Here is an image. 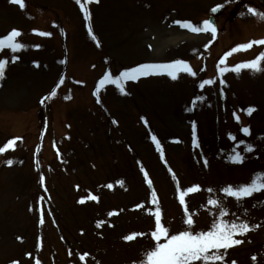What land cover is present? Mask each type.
<instances>
[{
  "label": "rangeland",
  "instance_id": "rangeland-1",
  "mask_svg": "<svg viewBox=\"0 0 264 264\" xmlns=\"http://www.w3.org/2000/svg\"><path fill=\"white\" fill-rule=\"evenodd\" d=\"M25 3L21 9L0 0V37L15 29L25 45L17 53L0 52V59L9 61L0 78V147L16 141L0 154V264H141L156 243L151 233L157 208L169 235L187 229L181 192L194 232L209 230L221 218L209 199L227 211L222 219L252 229L234 237L242 243L227 250L224 264H264V192L241 201L221 193L264 173V72L219 71L264 52V45H254L220 64L239 41L264 39V20L248 12L264 13L260 0H90L85 7L91 8V22L76 0ZM230 3L241 7L235 15L226 9L217 16L220 40L214 53L194 56L206 51L217 33L215 38L192 33L176 21L200 26L212 8ZM177 60L195 75L126 81L124 94L110 81L100 84L109 74L115 79L143 64ZM204 81L212 83L201 88ZM56 87L49 103L44 96ZM228 104L241 126V107L256 109L248 115L254 131L249 139L226 130ZM50 106V125L55 123L64 138L57 145L47 139L41 149V134L30 130L37 121L50 120ZM66 118L69 124L62 127ZM245 146L253 151L245 152ZM234 147L242 163L231 162ZM42 158L50 168L38 171ZM193 187L199 190L187 193ZM90 196L102 197V204ZM41 231L46 237L39 254ZM134 233L142 235L125 239Z\"/></svg>",
  "mask_w": 264,
  "mask_h": 264
},
{
  "label": "snow or ice",
  "instance_id": "snow-or-ice-1",
  "mask_svg": "<svg viewBox=\"0 0 264 264\" xmlns=\"http://www.w3.org/2000/svg\"><path fill=\"white\" fill-rule=\"evenodd\" d=\"M11 2L18 4L21 9L26 7L25 0H11ZM76 2L81 6V10L86 13L85 18L89 19L90 15H87L85 3L90 2V0H84L83 3L82 0H76ZM221 7H223V5H217L211 9V12L216 13ZM248 12L258 16L259 19L264 20V13H258L253 8H248ZM176 23L180 27L185 28L192 33L199 34L202 32H210L213 38H215L217 32L212 20H205L200 26L193 25L190 21H176ZM38 34L48 35L47 33ZM21 35L22 33L20 31L14 29L7 36L0 38V52L5 49L12 53H17L23 50L25 45L18 41V38L21 37ZM254 45H264V39L253 40L248 43L238 45L230 52L226 53L225 58L220 60V64H224L227 56H231L234 52L247 51ZM16 59H18V57L13 56L11 62L14 63ZM8 63V60L0 59V78H3ZM242 70H248L252 73L264 72V52H261L253 60L236 64L231 68L225 67L219 71L221 74L231 71L236 75H239ZM180 72L195 75L191 67L185 61L177 60L170 64H143L136 68L120 73V75L115 79H112L111 75L109 74L100 81V84L104 85L106 81H110L120 89L122 94H124L122 85L126 81L134 82L141 77H147L149 75H167L169 78L175 80L177 79V75ZM211 83L212 81H204L200 87L203 88L204 85ZM245 111L247 115L251 116V114L256 111V109L250 107ZM235 118L237 121H239V117ZM193 130L195 131V125H193ZM242 132L245 135L250 134V130L247 127L242 128ZM231 139L235 140V137H231ZM15 143V140H10L7 145L0 147V154L4 153L8 148H12ZM244 151L251 152L253 149L251 146H245ZM232 152L234 155L230 157L231 162L242 163L244 157L240 154V152H238L235 147L232 149ZM11 163L12 161H8L9 165H11ZM41 182H43V178L41 179ZM148 183L151 184V181L149 180ZM108 187H111V185H108ZM198 190V187H193L187 189V193H192ZM208 191L212 190L209 189ZM224 191L228 196L235 198L237 201L246 199L252 196L254 193L264 192V173L256 174L248 184L238 186L235 189L230 186ZM185 195V192H181L178 196V199L180 204L185 207L186 217L184 223L188 226L187 229L180 231L178 234L169 235V228L162 224V214L157 208L153 214L155 218V230L151 233V238L156 241V243L154 247L145 252L141 264H195L197 261H202L203 264H224L227 250L242 243L241 240L235 239L234 237L243 236L252 230L247 223H237L235 221L229 222L228 220L222 219V217L228 215L227 211L221 207L217 200L209 199L208 203L210 205L220 209L221 218L214 220L209 230L194 232L192 230L194 220L192 215L188 214ZM89 199L97 200L98 198L96 196H90ZM153 203H156L155 193H153ZM110 215H112V213H110ZM102 223L103 222L101 221L97 226L99 227ZM136 235L142 234L134 233L125 239H135ZM162 238L165 240L164 243H160ZM85 256H87V254L81 256L80 259L84 260ZM252 259L255 261L257 257L253 256ZM37 264H39V262H37ZM231 264H235V261H232Z\"/></svg>",
  "mask_w": 264,
  "mask_h": 264
}]
</instances>
